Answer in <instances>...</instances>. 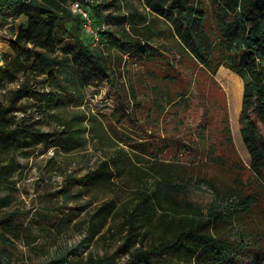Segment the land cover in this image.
I'll list each match as a JSON object with an SVG mask.
<instances>
[{"label": "rangeland", "instance_id": "374dc122", "mask_svg": "<svg viewBox=\"0 0 264 264\" xmlns=\"http://www.w3.org/2000/svg\"><path fill=\"white\" fill-rule=\"evenodd\" d=\"M96 5H110L104 15L113 19L94 25L97 38L90 41L91 49L106 54L116 78L110 75L104 85L88 89L68 70L55 83L46 77L30 79L32 88L21 101L17 123L66 136L70 129L65 122L72 120L81 134L66 145L38 144L0 154V249L8 253L0 251V262L87 264L90 257L124 261L126 256L116 255L117 244L91 237L79 223L107 199L119 205L131 201L144 171L151 173L150 185L161 174L178 183L209 181L211 187L197 189L191 198L205 213L212 204L223 211L234 210L233 201L255 198L250 212L238 211L219 229L235 241L243 232L252 246L259 238L263 246L264 179L250 170L239 133L243 80L225 67L213 73L196 63L145 0H96ZM203 5L209 13L208 31L217 42L220 32L214 7L209 0ZM2 15L0 51L12 52L9 39L27 18L3 20ZM124 30L139 39L150 55L121 54L107 35L121 38ZM73 41L61 35L56 55L63 58ZM23 80L5 81L0 101L8 103L10 92ZM50 91L60 93L52 112L45 104V93ZM115 108L128 117L121 124L112 115ZM258 125L264 135V127ZM105 160L113 163L115 184L110 191H89L81 179ZM13 162L15 169L8 178L2 168ZM8 222L25 229L22 240L4 235L2 225Z\"/></svg>", "mask_w": 264, "mask_h": 264}, {"label": "trees", "instance_id": "16d2710c", "mask_svg": "<svg viewBox=\"0 0 264 264\" xmlns=\"http://www.w3.org/2000/svg\"><path fill=\"white\" fill-rule=\"evenodd\" d=\"M86 1L0 0L3 20L27 18L26 25L9 39L12 52L0 53V88L8 79H24L10 92L8 103L0 101L1 155L38 144L66 145L80 137L81 129L73 128L72 120L65 122L70 129L66 136L51 135L17 123L16 113L22 110L21 101L32 88L30 79L46 77L55 83L59 74L68 70L88 89L104 85L110 75L116 78L106 54L92 51L90 41L95 39L84 31L82 18L69 9L72 2L86 5ZM209 1L220 32L217 42L208 31L209 13L204 0H145V5L167 23L180 49L196 63L213 73L225 67L243 80L239 133L250 157V170L264 179V135L258 125L261 123L264 127V0ZM89 4L93 27L99 21L113 19L111 15H104V8L110 5H96V0ZM61 35L74 40L71 48L64 49L63 58L56 55ZM121 35V38L111 33L107 35L121 54L150 55L139 39H132L125 30ZM45 94V104L52 112L59 103L60 93ZM112 115L120 124L128 119L120 108H115ZM111 160L90 169L81 179L82 185L89 191H110L115 184ZM14 169L13 162L3 167L2 172L9 178ZM144 172L138 177L140 186L131 201L119 205L116 200L107 199L79 223L91 237L100 241L111 239L118 245L116 255L126 256V259L90 257L87 264H264V245L259 238H255L252 246L243 232L235 241L219 229L230 223L238 211L250 212L256 205L255 198L233 201L234 210L223 211L212 204L205 213L191 198L197 189L211 187L209 181L189 179L178 183L161 174L150 185L151 173ZM2 228L4 235L14 240L24 237L25 229L17 224L8 222ZM4 241L9 242L5 237ZM0 251L8 254L5 249ZM1 258L8 260L4 255Z\"/></svg>", "mask_w": 264, "mask_h": 264}, {"label": "built area", "instance_id": "2783aa9c", "mask_svg": "<svg viewBox=\"0 0 264 264\" xmlns=\"http://www.w3.org/2000/svg\"><path fill=\"white\" fill-rule=\"evenodd\" d=\"M89 3H92V0H87L86 5H83L81 2H72L69 5V9L73 14L79 15L82 18L84 31L97 38V35L93 31V20Z\"/></svg>", "mask_w": 264, "mask_h": 264}, {"label": "crops", "instance_id": "0c3cea01", "mask_svg": "<svg viewBox=\"0 0 264 264\" xmlns=\"http://www.w3.org/2000/svg\"><path fill=\"white\" fill-rule=\"evenodd\" d=\"M18 32V31H17ZM17 34V33H16ZM10 42V41H9ZM2 51H0V53H1Z\"/></svg>", "mask_w": 264, "mask_h": 264}]
</instances>
